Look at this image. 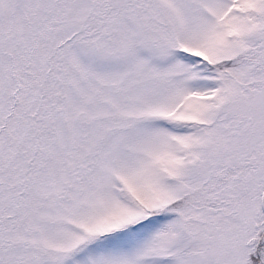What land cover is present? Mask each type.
I'll list each match as a JSON object with an SVG mask.
<instances>
[{"label": "snow or ice", "instance_id": "snow-or-ice-1", "mask_svg": "<svg viewBox=\"0 0 264 264\" xmlns=\"http://www.w3.org/2000/svg\"><path fill=\"white\" fill-rule=\"evenodd\" d=\"M0 264H264V0H0Z\"/></svg>", "mask_w": 264, "mask_h": 264}]
</instances>
